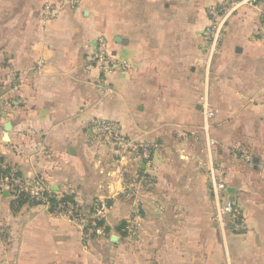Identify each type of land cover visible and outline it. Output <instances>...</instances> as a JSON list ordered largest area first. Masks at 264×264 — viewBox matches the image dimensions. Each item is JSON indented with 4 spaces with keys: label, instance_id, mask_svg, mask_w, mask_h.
Instances as JSON below:
<instances>
[{
    "label": "crops",
    "instance_id": "crops-1",
    "mask_svg": "<svg viewBox=\"0 0 264 264\" xmlns=\"http://www.w3.org/2000/svg\"><path fill=\"white\" fill-rule=\"evenodd\" d=\"M226 1L0 0V172L81 211L2 187L0 264H264V4L223 12L211 52L207 9ZM100 38L124 64L107 77ZM99 119L149 157L120 165ZM212 171L244 232L216 223Z\"/></svg>",
    "mask_w": 264,
    "mask_h": 264
},
{
    "label": "built area",
    "instance_id": "built-area-1",
    "mask_svg": "<svg viewBox=\"0 0 264 264\" xmlns=\"http://www.w3.org/2000/svg\"><path fill=\"white\" fill-rule=\"evenodd\" d=\"M79 1L70 0L73 4H77ZM249 1H261L264 4V0ZM237 2L238 0H227L221 4H213L207 9L210 25L205 29L204 36L209 43L211 52H214L216 49L218 39L222 32L221 29L224 23L223 12L232 7L233 4L236 5ZM63 8L64 3L48 2L44 6V17L46 19H53ZM95 60L99 71L104 77L115 73L119 67L124 66L121 59L109 53L108 43L104 38L98 40ZM209 114L213 115V112H209ZM95 126L98 130V135L102 139L110 140L113 143L114 152L120 165H123L128 153H132L134 157H138L140 154L149 157L150 146L122 135L115 123L99 119L95 121ZM44 152L48 153V150L44 149ZM0 176L3 188L13 189V192L16 193H23L25 191L32 201L40 205L52 207L53 211L58 215H67L77 219L81 217V211L74 201L55 199V202H52L53 196L45 188L35 184L32 185L31 181L18 177L15 174H4ZM211 192L216 204L215 219L218 224L225 230L230 229L238 233L244 232L247 227L243 211L231 199L227 183L214 171L211 173ZM126 195L131 197L132 193L127 192Z\"/></svg>",
    "mask_w": 264,
    "mask_h": 264
},
{
    "label": "trees",
    "instance_id": "trees-1",
    "mask_svg": "<svg viewBox=\"0 0 264 264\" xmlns=\"http://www.w3.org/2000/svg\"><path fill=\"white\" fill-rule=\"evenodd\" d=\"M5 173H7V172H5V171H3L2 173L0 172V175H4ZM2 194V186H1V184H0V195ZM24 198V194L23 193H21L20 194V196H19V199L16 201V202H18L19 204H22L25 200V198ZM62 201H73L72 200V198L71 197H69V196H66L65 198H63V199H61ZM52 202H55V199H52ZM103 223H102V221H97V225H102ZM125 226V224H123L122 225V227H124Z\"/></svg>",
    "mask_w": 264,
    "mask_h": 264
},
{
    "label": "rangeland",
    "instance_id": "rangeland-1",
    "mask_svg": "<svg viewBox=\"0 0 264 264\" xmlns=\"http://www.w3.org/2000/svg\"><path fill=\"white\" fill-rule=\"evenodd\" d=\"M1 177V176H0ZM0 184H1V179H0ZM1 186H2V184H1ZM216 208V207H215ZM215 214H216V209H215ZM214 219H215V216H214ZM215 221H216V219H215ZM216 223H218L217 221H216ZM235 233H238V232H235ZM242 233V232H241Z\"/></svg>",
    "mask_w": 264,
    "mask_h": 264
},
{
    "label": "water",
    "instance_id": "water-1",
    "mask_svg": "<svg viewBox=\"0 0 264 264\" xmlns=\"http://www.w3.org/2000/svg\"><path fill=\"white\" fill-rule=\"evenodd\" d=\"M229 191L232 192L233 190H229ZM231 199L234 200L233 197H231Z\"/></svg>",
    "mask_w": 264,
    "mask_h": 264
}]
</instances>
